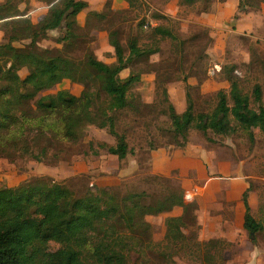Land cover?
I'll return each mask as SVG.
<instances>
[{
  "label": "rangeland",
  "instance_id": "rangeland-1",
  "mask_svg": "<svg viewBox=\"0 0 264 264\" xmlns=\"http://www.w3.org/2000/svg\"><path fill=\"white\" fill-rule=\"evenodd\" d=\"M5 1L0 0V3ZM55 1L58 0H22L19 6L28 18L39 23L48 17ZM111 1L113 8L105 10V23L96 18L91 20V23L106 26L109 30L85 27L88 15H81L77 18L78 24L85 28L77 29L79 37L71 46L56 41L62 34L59 29L50 31L49 37L40 40L39 45L51 50L52 54L73 58L80 67L89 52H94L107 63L116 60L108 37L110 30L119 31V39L125 46L129 40L136 38L141 46L159 48L158 52L137 59L120 73L122 77L131 73L140 76L130 91L133 105L117 113V130L127 135L134 153L122 160L99 147L102 142L115 144L116 138L106 128L86 124L75 143L62 145L55 139H46L50 146L44 162L24 159L12 163L9 159L0 158L4 173L0 186L17 185L24 179L44 176L64 182L78 196L106 189L115 194L114 204L119 209H123L127 195L142 192L147 193L146 203L155 204L170 194L191 203L185 200L184 195L191 187H188L189 183H199L197 171L202 166L198 158L202 160V152L217 151L227 162L230 177H247L248 185L252 186V212L258 219L264 220V133L258 128H241L230 135L209 130L207 136L192 128L186 146L191 144L194 156L184 159L183 155H176L174 166L179 167L171 175L157 174L154 169L162 162L161 152L164 149L186 147L180 145L183 139H177L173 134L170 104L178 112H183L190 98L196 114L211 113L217 105L218 92L221 89L230 91L229 79L232 76L250 97L253 108L259 105L254 94L255 87L259 85L264 105V2L250 0L251 4H260L259 8L245 3L239 8L240 0H213L211 8L206 11L208 5L205 0L193 4L182 0H134L130 8L128 2V7L123 8L121 5L114 7V0ZM216 12H219L221 22L215 28L207 22L213 21ZM81 20L84 24L79 22ZM146 24L148 27H145ZM157 25H163L173 36L155 33L153 28ZM8 36L9 31L0 23V44ZM29 42L20 40L14 44L24 47ZM125 52L129 54L128 48ZM27 73V68L20 70L21 76ZM99 86V82L91 81L88 88L82 83L65 79L40 96L56 93L60 89H68L80 96L84 90H90L94 94L100 93L95 101L101 108L106 105L107 95ZM250 132H253L254 139H251ZM92 144L98 150L97 154L92 152ZM192 152L189 151V154ZM167 214L146 217L152 224L149 235L130 229L122 231L115 223L114 227L123 234L124 242H129L125 252L129 255L130 264H209L203 258L205 247L197 243L200 240V225L195 215L189 216V225L185 230L187 238L172 243L165 238ZM240 214L234 210L232 217L240 221ZM236 232L238 235V230ZM225 239L230 245L224 252V259L216 254L211 264H264V232L257 234L255 242L247 232L235 239ZM57 246L55 242L51 243V248Z\"/></svg>",
  "mask_w": 264,
  "mask_h": 264
},
{
  "label": "trees",
  "instance_id": "trees-1",
  "mask_svg": "<svg viewBox=\"0 0 264 264\" xmlns=\"http://www.w3.org/2000/svg\"><path fill=\"white\" fill-rule=\"evenodd\" d=\"M13 1L0 3V23L9 31L6 41L0 44V158L9 159L12 163L24 159L44 162L50 146L46 139H55L62 145L75 143L86 124L106 128L116 138L115 144L102 142L99 147L122 160L134 153L127 135L117 130V113L133 105L130 91L140 76L131 73L122 77L120 73L137 59L158 52L159 48L141 46L136 38L129 40L125 46L119 39V31L110 30L108 37L116 60L107 63L94 52H89L80 67L73 58L55 55L51 50L42 48L40 40L48 38L50 31L59 29L62 34L56 41L71 46L79 37L78 28L93 26L109 30L106 26L91 23V20L96 18L105 23V10L112 7V1L106 0L103 11H89L85 27L78 24L77 18L88 6L86 1H55L48 17L39 23H34L20 8L22 0ZM125 1L129 8L134 5V0ZM182 1L193 4L201 0ZM212 1L205 0L208 5L206 11L211 8ZM243 3L255 8L260 6L251 4L250 0H240L239 8ZM139 27L142 28V24ZM153 31L160 36H173L163 25H157ZM20 40L30 42L24 47L16 46L14 43ZM24 67L28 73L21 76L20 70ZM65 79L82 83L88 88L91 81L99 82V89L107 95L106 105L98 108L95 99L100 93L94 94L90 90H84L80 96L68 89L40 96ZM229 80L230 91L221 89L218 92V102L211 113L196 114L190 98L183 112H178L170 104L172 131L177 139H183L181 146H186L192 128L206 136L209 130L230 135L241 128L252 130L253 127L264 133L260 86L254 89L259 105L253 108L250 97L243 92L240 84L232 76ZM250 135L254 139L253 132ZM91 150L94 154L98 153L93 144ZM251 190L249 185L241 198L243 228L255 242L257 234L264 232V220L258 219L252 212L249 201ZM146 195V192L127 195L123 209H119L114 204L115 194L106 189L78 196L64 182L44 176L24 179L17 185H1L0 264H130L129 255L125 252L129 242H124L123 234L114 227L115 223L122 231L130 229L149 235L152 224L146 217L168 213L177 206L183 211L180 215L166 217L165 238L172 243L186 239L188 219L196 214L198 203H185L170 194L163 201L151 204L145 202ZM52 242L58 245L57 248H51ZM197 243L205 247L203 258L209 264L216 254L224 259V252L230 245L222 237L198 240Z\"/></svg>",
  "mask_w": 264,
  "mask_h": 264
},
{
  "label": "crops",
  "instance_id": "crops-1",
  "mask_svg": "<svg viewBox=\"0 0 264 264\" xmlns=\"http://www.w3.org/2000/svg\"><path fill=\"white\" fill-rule=\"evenodd\" d=\"M83 1H86L88 6L83 10L85 12L82 11L78 15V19L81 15L86 16L89 11H101L105 3V0H99L98 4H95L94 1ZM120 5L123 8L128 7L125 0H114V7ZM212 20L213 21L207 23L216 28L218 23L221 22L219 12L213 15ZM79 22L84 24L83 20ZM190 146L191 144L188 143L184 149H164V151L161 152L163 158L162 162L157 164L154 168L155 173L171 175L173 170L179 167L174 166L173 160L176 155H183L184 159L192 157V155L194 156ZM189 151L192 153L189 154ZM199 159L200 158H198V162L202 166V168L197 171L199 183H189L188 187H191L188 188L187 191H198L194 199V201L198 203V208L194 217H196L195 220L200 225V240H207L214 237L235 239L239 234L242 235L246 232L243 228L244 207L241 198L244 190L249 186L247 177H230L227 173L228 164L217 151L202 152V160ZM1 165H3L2 159H0V166ZM2 171L0 167V178L4 175ZM252 197L253 195L250 194L249 201L253 209L254 203L251 201ZM234 210L238 213H242L240 214V221L232 217ZM181 213L182 209L180 207H174L167 215H180ZM237 230L238 235H236Z\"/></svg>",
  "mask_w": 264,
  "mask_h": 264
},
{
  "label": "built area",
  "instance_id": "built-area-1",
  "mask_svg": "<svg viewBox=\"0 0 264 264\" xmlns=\"http://www.w3.org/2000/svg\"><path fill=\"white\" fill-rule=\"evenodd\" d=\"M145 27H148V24L145 25ZM197 190H188L186 191L184 197L186 201H194L195 196L197 195Z\"/></svg>",
  "mask_w": 264,
  "mask_h": 264
}]
</instances>
